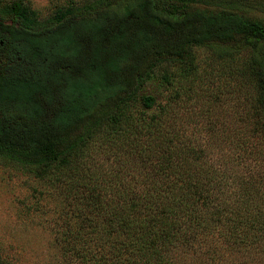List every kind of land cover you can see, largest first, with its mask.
Wrapping results in <instances>:
<instances>
[{"label":"trees","instance_id":"16d2710c","mask_svg":"<svg viewBox=\"0 0 264 264\" xmlns=\"http://www.w3.org/2000/svg\"><path fill=\"white\" fill-rule=\"evenodd\" d=\"M0 165L65 264H264V0H0Z\"/></svg>","mask_w":264,"mask_h":264},{"label":"rangeland","instance_id":"374dc122","mask_svg":"<svg viewBox=\"0 0 264 264\" xmlns=\"http://www.w3.org/2000/svg\"><path fill=\"white\" fill-rule=\"evenodd\" d=\"M44 9L49 0H29ZM214 146L207 147L212 158ZM46 179L0 165V258L4 264H65L55 233L64 201ZM70 223L75 217L69 215Z\"/></svg>","mask_w":264,"mask_h":264}]
</instances>
